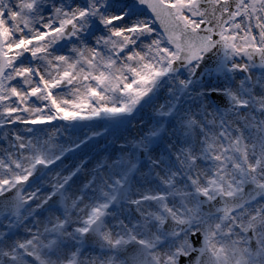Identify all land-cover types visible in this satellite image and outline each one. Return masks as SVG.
Returning a JSON list of instances; mask_svg holds the SVG:
<instances>
[{
	"label": "snow or ice",
	"instance_id": "6c2138e0",
	"mask_svg": "<svg viewBox=\"0 0 264 264\" xmlns=\"http://www.w3.org/2000/svg\"><path fill=\"white\" fill-rule=\"evenodd\" d=\"M0 264H264V0H0Z\"/></svg>",
	"mask_w": 264,
	"mask_h": 264
}]
</instances>
